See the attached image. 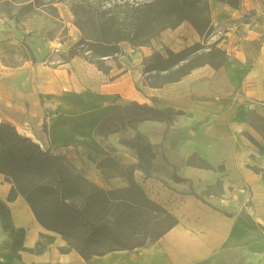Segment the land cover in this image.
Instances as JSON below:
<instances>
[{
  "label": "crops",
  "instance_id": "obj_1",
  "mask_svg": "<svg viewBox=\"0 0 264 264\" xmlns=\"http://www.w3.org/2000/svg\"><path fill=\"white\" fill-rule=\"evenodd\" d=\"M258 25L257 32L251 31L256 45L253 50L232 49L234 53L228 51L230 57L220 67H198L175 84L162 87L145 84L143 90H138L136 85L140 74L134 67V63L139 62L138 52L129 57L132 65L128 60L125 63L131 68H124L114 79L102 80L95 89H78L48 96L42 90L45 105L35 129L23 126L24 132H20L21 121H36L35 105L29 109V114H26V109L19 112V118L8 110L2 111L0 122L10 121L20 133L32 139L27 131H33L36 135L33 140L44 150L65 157L85 177L102 188L129 184L123 175L107 176L97 165L109 157L101 152L102 146L96 134L104 118L135 101L159 110L179 112L172 119H145L137 128L145 131L147 125L149 128L157 127L161 132L159 141L148 133L152 150L154 153L165 152V164L171 167L172 181L176 176L182 178L177 182V188L165 191L173 198L178 196L175 205L165 207L178 217L179 224L154 245L112 251L94 256L88 263L83 259L84 263L199 264L213 259L229 246L256 238L254 244L247 246L251 249L249 255L252 254L250 262L264 264V149L261 148L264 138L251 121L254 113L264 118V28L261 22ZM15 31L16 27L12 28L0 19V34L5 39L15 37ZM5 68L10 77L14 74L25 76L17 85L20 90L17 98L35 102L37 92L31 66L21 65L15 70ZM3 82L6 83L5 80ZM26 83L31 88L29 91L25 89ZM1 87L0 108L6 109L9 99ZM135 131V128L128 127L109 135V141L116 148L111 158L121 164H137L136 157L117 149L121 140L132 138ZM165 136L168 139L163 141ZM192 156L205 159L212 168L224 166L225 170L216 171L192 164L189 162ZM154 162L155 165L162 163L159 160ZM254 167L261 170L256 171ZM147 173L136 169L133 176L146 195L160 203L155 179ZM219 181L223 183L220 192L207 194ZM181 182L187 183L186 190L181 189L184 186ZM13 187V183L0 172V199L9 207L13 225L24 231L22 244L25 250L20 252L23 262L47 263L52 259L50 253L53 249L69 246L61 234L39 222L24 195L18 193L9 199ZM43 234L54 236V242L47 246L45 254H33L29 250L37 247ZM7 240L9 232L4 229L0 218V244ZM74 258L70 254L58 256L55 260L66 263ZM13 260L9 246L0 248V264H13Z\"/></svg>",
  "mask_w": 264,
  "mask_h": 264
},
{
  "label": "rangeland",
  "instance_id": "obj_2",
  "mask_svg": "<svg viewBox=\"0 0 264 264\" xmlns=\"http://www.w3.org/2000/svg\"><path fill=\"white\" fill-rule=\"evenodd\" d=\"M0 19L6 25L17 29L15 37L5 39L0 34V85L9 99L7 108H0V118L3 110L18 117L19 112L25 109L26 114H29V109H33L35 105L36 121H21L20 132H24L23 126L35 129L40 122L42 107L45 105V94L42 90L48 96L78 89H95L102 80L114 79L124 68H131L133 61L129 57L133 53L139 52V62L134 63L140 74L136 86L138 90H143L145 84L150 87L175 84L198 67L212 66V63L222 64L223 60L230 57L228 51L230 54L234 53L235 50L232 49L253 50L256 45L253 43L251 31H258L259 22L264 28V0H0ZM116 37L122 39L119 44L122 53L114 52L109 49L113 47L112 44L104 43L108 50L100 54L101 44L96 39L112 40ZM72 49L81 51L82 55L69 58ZM218 49L226 54L220 55L216 52ZM109 53L112 55L109 56ZM127 60L130 64H125ZM97 63L103 69H99ZM21 65L31 66L37 92L35 102H30L28 98L24 101L17 98L20 91L17 85L21 84L20 81L25 76L14 74L10 77L5 73V67L15 70ZM25 89H31L28 83L25 84ZM41 96L44 102H41ZM161 111L164 115L158 111H145L135 107L129 111L122 110L109 121L106 128L98 134V138L102 146L101 152L109 155L103 162L105 174L128 177L127 167L110 157L116 148L108 137L113 131L135 128L134 136L128 138L135 139V142L123 139L117 149L137 158L136 163L155 179L157 192L161 197L159 204L169 207L178 202V196L173 198L165 191L177 188V182L182 181V178L176 176L174 181L170 179L172 171L165 164L167 157L164 151H153L152 155L145 148L151 143L149 132L154 135L155 141L160 140L161 132L157 127L149 128L147 125L145 131L137 130L143 121L140 120L142 116L155 120L162 117L172 119L179 113L171 109ZM122 120L125 125H122ZM251 121L264 138V118L254 113ZM167 139L168 136L163 137V141ZM134 146H140L142 162L139 160V150ZM261 148L264 149V141ZM155 160L162 161L163 164L155 165ZM189 162L206 169L212 168L199 156H192ZM212 169L223 172L225 167ZM254 169L261 170L258 167ZM181 183L184 185L181 189L186 190L187 183ZM222 186L223 183L219 181L207 194L212 191L220 192ZM44 235L37 247L29 250L30 252L36 255L45 254L47 246L54 242L55 237ZM12 236L9 231V240L0 244V248L10 246L13 242ZM23 237L22 231H18L14 237L18 244L17 253L12 250L13 264H25L22 253L20 254L23 251L20 249ZM255 241L256 238H250L244 243L229 246L213 259L199 264H253L250 262L252 254L249 255L251 249L247 246ZM66 243L68 244L67 241ZM262 248L264 249V245ZM70 254L75 257L71 262L58 263L55 260L58 256ZM50 256L52 259L47 263L32 264L88 263H84L82 256L70 246L55 248Z\"/></svg>",
  "mask_w": 264,
  "mask_h": 264
},
{
  "label": "trees",
  "instance_id": "obj_3",
  "mask_svg": "<svg viewBox=\"0 0 264 264\" xmlns=\"http://www.w3.org/2000/svg\"><path fill=\"white\" fill-rule=\"evenodd\" d=\"M96 41L101 44L100 54L108 50L104 43L112 44L113 47L109 49L122 53L119 45L122 39L119 37L112 40L99 38ZM216 52L226 54L221 49ZM81 55V51L72 49L69 58ZM223 63L211 65L218 68ZM97 65L99 69H103L100 63ZM41 102H44L42 96ZM134 107L158 111L164 115L155 107L135 101L132 106H125L104 118L97 128V136L116 113L133 110ZM145 119L151 118H140L141 121ZM125 124L122 120V125ZM128 140L135 142V139ZM134 148L139 150V160L142 162L140 146ZM145 148L153 155L151 143ZM104 160L97 164L103 172ZM124 165L128 171L125 179L129 184L104 189L85 177L65 157L44 150L32 138L22 135L10 121L0 122V172L14 185L9 199H13L18 193L24 195L39 222L47 229L61 234L86 262H91L94 256L112 251L154 245L180 222L165 206L150 199L135 181L133 173L142 167L139 164ZM0 218L4 229L13 235V242L9 247L16 254L18 242L14 237L18 231H24L13 225L10 209L1 199ZM20 249L24 250L23 244Z\"/></svg>",
  "mask_w": 264,
  "mask_h": 264
},
{
  "label": "bare ground",
  "instance_id": "obj_4",
  "mask_svg": "<svg viewBox=\"0 0 264 264\" xmlns=\"http://www.w3.org/2000/svg\"><path fill=\"white\" fill-rule=\"evenodd\" d=\"M48 103H50V99H48ZM27 133L29 136L33 137V139H36V135L33 131L30 130V131H27Z\"/></svg>",
  "mask_w": 264,
  "mask_h": 264
}]
</instances>
